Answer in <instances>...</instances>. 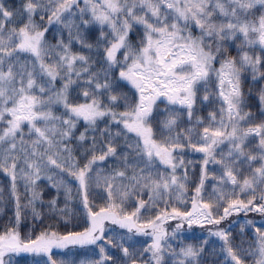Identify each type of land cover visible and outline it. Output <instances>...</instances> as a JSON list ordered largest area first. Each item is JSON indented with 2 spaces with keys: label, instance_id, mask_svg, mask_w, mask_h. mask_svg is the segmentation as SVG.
<instances>
[{
  "label": "snow or ice",
  "instance_id": "1",
  "mask_svg": "<svg viewBox=\"0 0 264 264\" xmlns=\"http://www.w3.org/2000/svg\"><path fill=\"white\" fill-rule=\"evenodd\" d=\"M264 264V0H0V264Z\"/></svg>",
  "mask_w": 264,
  "mask_h": 264
},
{
  "label": "trees",
  "instance_id": "2",
  "mask_svg": "<svg viewBox=\"0 0 264 264\" xmlns=\"http://www.w3.org/2000/svg\"><path fill=\"white\" fill-rule=\"evenodd\" d=\"M20 264H25V261L21 259Z\"/></svg>",
  "mask_w": 264,
  "mask_h": 264
}]
</instances>
